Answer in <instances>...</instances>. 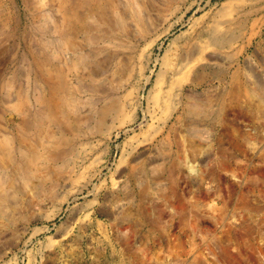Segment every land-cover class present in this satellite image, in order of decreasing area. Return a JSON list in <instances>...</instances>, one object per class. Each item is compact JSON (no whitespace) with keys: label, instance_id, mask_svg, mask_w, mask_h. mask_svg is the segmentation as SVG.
Wrapping results in <instances>:
<instances>
[{"label":"rangeland","instance_id":"obj_1","mask_svg":"<svg viewBox=\"0 0 264 264\" xmlns=\"http://www.w3.org/2000/svg\"><path fill=\"white\" fill-rule=\"evenodd\" d=\"M77 1L93 72L69 0H0V129L28 147L0 157V264H264V0Z\"/></svg>","mask_w":264,"mask_h":264},{"label":"bare ground","instance_id":"obj_2","mask_svg":"<svg viewBox=\"0 0 264 264\" xmlns=\"http://www.w3.org/2000/svg\"><path fill=\"white\" fill-rule=\"evenodd\" d=\"M65 1V0H64ZM70 1V10H71V18L69 17V22L71 25L70 28H71V33H68L67 32V43H63L64 46H65V50H66V53L69 55V58L71 59L72 57H77L78 61L82 64H84L83 62H85V64L89 67H91V71L93 72L95 69H96V57L95 55L92 53V51L90 49H85L82 47L76 42L77 41V37H86L88 35V33H90L91 31L93 32H99V28H90L86 25L85 22L81 21L82 19L79 18L78 16V13H77V6L79 4V2L77 0L73 1V0H69ZM93 1V0H92ZM91 1V2H92ZM100 1V0H98ZM85 2V1H84ZM94 2V1H93ZM111 2V1H110ZM41 3V2H40ZM55 3V2H54ZM63 3V2H62ZM100 3V2H98ZM113 4V3H112ZM42 6V5H41ZM58 6V5H57ZM81 6V5H80ZM96 6V5H95ZM47 7V6H46ZM100 7V6H99ZM53 8V7H52ZM56 8V6H55ZM60 7H58L59 9ZM84 8V7H83ZM103 8V7H102ZM111 8V7H110ZM51 9V8H50ZM57 9V10H58ZM96 10V9H95ZM94 10V11H95ZM48 11V10H47ZM109 11V10H108ZM63 12V11H62ZM50 13V12H49ZM59 13V12H58ZM68 14V13H67ZM80 14V13H79ZM109 14V13H108ZM111 14V13H110ZM84 15V14H83ZM50 16V15H49ZM62 16V15H61ZM106 16V15H105ZM66 17L68 18V16L66 15ZM81 17V16H80ZM123 17V16H122ZM63 18V16H62ZM91 18V17H89ZM113 18V17H112ZM111 18V20H112ZM64 19V18H63ZM67 20V21H68ZM63 21V20H62ZM56 22V21H55ZM61 22V21H60ZM94 22V21H93ZM113 22V21H112ZM124 22V21H123ZM99 23V22H98ZM53 24V23H52ZM62 24V23H61ZM100 24V23H99ZM106 24V22H105ZM58 24H56V27H57ZM55 27V25H53ZM90 26V25H89ZM53 27V29H54ZM55 27V28H56ZM112 27V26H111ZM65 28V27H64ZM69 28V29H70ZM116 29V28H114ZM124 30V29H123ZM217 30V29H216ZM117 32V31H116ZM56 33V32H55ZM63 33V32H62ZM215 33V32H214ZM218 33V32H217ZM58 35V34H57ZM70 35V36H69ZM82 35V36H81ZM90 35V34H89ZM216 35V34H215ZM92 36V34H91ZM95 36V40H99V38L97 37V34L93 33V37ZM102 36V35H101ZM89 37V36H87ZM106 37V36H105ZM110 37V36H109ZM113 37V36H112ZM58 38V37H57ZM61 38V37H60ZM115 38V37H114ZM91 39V38H90ZM94 40V41H95ZM56 42V41H55ZM90 42V41H89ZM84 43V41H83ZM92 43V42H91ZM94 43V42H93ZM61 44V43H60ZM206 45V44H205ZM207 45H210L207 44ZM43 46V45H42ZM196 49V48H195ZM200 49V48H198ZM50 50V49H49ZM55 50V49H54ZM64 50V49H62ZM194 50V48H193ZM50 52V51H49ZM190 52V51H189ZM198 52V51H197ZM32 53V52H31ZM38 53V52H37ZM41 53V52H40ZM207 53V52H206ZM46 55V54H45ZM56 55V54H55ZM197 56V54H195ZM213 55V54H212ZM57 56V55H56ZM60 56V55H59ZM193 56V54H192ZM214 56V55H213ZM39 57V56H38ZM37 57V58H38ZM210 57V56H209ZM33 58V57H31ZM191 58V57H190ZM206 58V57H205ZM58 61L60 60V57L57 58ZM202 59V58H201ZM40 60V59H39ZM66 60V59H65ZM74 61V59H72ZM72 61V62H73ZM41 62V61H40ZM47 62V61H46ZM185 63V62H184ZM38 64V63H37ZM60 64V63H59ZM73 64V63H72ZM192 64V63H191ZM61 65V64H60ZM190 65V64H189ZM30 66V65H29ZM183 66L185 67V65L183 64ZM28 67V66H27ZM45 67V66H44ZM48 67V66H47ZM56 67V66H54ZM69 67V66H67ZM72 67H74L72 65ZM193 65L192 67H186V70L184 71L183 73V76L185 75L186 78L189 80V82L193 85H198L199 83L203 82L204 79H205V76H204V72L206 70V66L204 65H200L198 66L196 69H193ZM61 68V67H59ZM71 68V67H70ZM62 69V68H61ZM79 69H82L81 67H79ZM78 69V70H79ZM61 71V70H60ZM67 71V70H66ZM73 71V70H72ZM34 72V71H33ZM85 72V71H84ZM183 72V71H182ZM95 74V72H94ZM60 74L58 73V76ZM24 76L26 77V80H27V85L31 86V83H34V86H33V92H34V102L37 104V105H41V107L37 110L39 113H40V117L41 118H37L39 120H37V122H40L41 119L43 117H46V115L48 114L49 117L51 118L52 121H54L57 125H59L61 122L60 118L62 117H68V115L66 114V111L62 109V107L59 106L58 104V100L59 99H56V96L54 94H56L54 91H51V95L50 96H43V92L45 90H49L50 87H49V84H48V81L49 79L46 77L45 73H43V70H42V67L40 64L37 65V68H36V74H35V79L34 80H31L28 72L27 73H24ZM50 76V75H49ZM65 76V75H63ZM67 76V75H66ZM59 78H61V76H59ZM65 79V78H64ZM39 81V82H38ZM44 87H43V86ZM180 86V85H179ZM47 88V89H46ZM51 90V89H50ZM49 90V91H50ZM180 92V91H179ZM183 92V91H182ZM54 93V94H53ZM59 96V95H58ZM57 96V97H58ZM6 101H12L13 99L11 98H7L5 99ZM67 101H65L66 103ZM47 104V105H46ZM63 104V103H62ZM46 105V106H45ZM19 106H17V109H18ZM37 107V106H36ZM69 107V106H68ZM201 109V106L199 104H189L188 106H186V111L193 115V114H196L197 112H199V110ZM19 111V110H18ZM84 112H81V114H83ZM61 114V115H60ZM80 114V113H79ZM35 115V114H34ZM43 115V117H42ZM59 115L61 117H59ZM76 116V115H75ZM24 118V117H23ZM36 118V117H35ZM27 120V118H26ZM22 124L23 126L27 128L26 126V121L22 120ZM21 123V122H20ZM28 124V123H27ZM3 125V124H2ZM18 125V124H17ZM39 126V124H38ZM21 127V126H20ZM1 128V127H0ZM6 128V127H5ZM22 128V127H21ZM36 128V127H35ZM39 129V128H38ZM14 132V131H13ZM31 132V131H30ZM26 133V131H25ZM20 136V134H19ZM22 136V135H21ZM215 139V138H214ZM36 141V140H35ZM206 141V140H205ZM33 143V142H32ZM31 146V145H30ZM223 146V145H222ZM222 146H221V149H222ZM28 147L26 146V141L22 138H16L14 136H9L7 135L6 133H4L3 131H1L0 129V157H6L8 156L9 158L13 155L16 154V150L19 151L20 155H26V149ZM220 150V149H219ZM36 152V151H35ZM31 157V156H30ZM22 158V157H21ZM12 159V158H10ZM32 159V158H31ZM185 159V158H184ZM30 160V159H29ZM34 160V159H33ZM49 161V160H48ZM5 162V161H4ZM28 162V161H27ZM32 161H30L31 163ZM46 162V161H45ZM2 163V162H1ZM8 164V163H7ZM4 165V164H3ZM222 165V163H221ZM34 166V165H33ZM38 166V165H37ZM40 166V165H39ZM216 166V165H215ZM22 167V166H21ZM231 167V166H230ZM46 168V167H45ZM229 168V167H228ZM20 169V168H19ZM227 169V168H226ZM231 169V168H230ZM15 171V170H14ZM26 171V170H25ZM41 171V170H40ZM12 172V171H11ZM36 172V171H35ZM0 174H1V170H0ZM26 174V173H24ZM28 174V173H27ZM5 176V175H4ZM9 180V179H8ZM20 180V179H19ZM14 181H16L14 179ZM18 181V180H17ZM23 181V180H22ZM21 182V181H20ZM119 182V181H118ZM10 184V182H9ZM2 191V190H1ZM6 191V190H5ZM7 193V191H6ZM40 193V192H39ZM8 195V194H7ZM4 200V197L0 196V201L2 202ZM32 200V199H30ZM31 204V203H30ZM18 205V204H17ZM20 205V204H19ZM4 206V205H2ZM4 208V207H3ZM30 209V208H29ZM2 210V208H1ZM7 210V209H5ZM29 211V210H28ZM17 212V210H16ZM5 213V211H4ZM18 213V212H17ZM9 214V213H8ZM24 214V213H23ZM8 217V216H7ZM6 217V218H7ZM18 218V217H17ZM11 219V218H10ZM14 220V218H13ZM4 223V222H3ZM256 233V232H255ZM255 236V235H254ZM223 238H225L226 240L230 241L231 238L230 237H216V241H219L221 242L223 240ZM233 240V238H232ZM234 243V242H233ZM186 247V246H185ZM222 247V246H221ZM257 247V246H256ZM255 247V248H256ZM182 248V247H181ZM223 248V247H222ZM233 248V247H232ZM211 249V248H210ZM234 249V248H233ZM235 250V249H234ZM233 250V251H234ZM237 250V249H236ZM203 253V252H202ZM172 254V253H171ZM168 255V254H167ZM176 255L178 257H180L181 259L184 260V262H189L190 260H192L194 263H197L199 262L200 260V256L198 255V253L196 251H193L191 249H187V248H183L180 252H177ZM259 256V255H258ZM241 257V256H240ZM172 258L174 259L175 256L172 255ZM177 261L179 262V260L177 259ZM176 261V262H177ZM172 263H175V262H172ZM182 263V261H181ZM192 264V263H191Z\"/></svg>","mask_w":264,"mask_h":264}]
</instances>
